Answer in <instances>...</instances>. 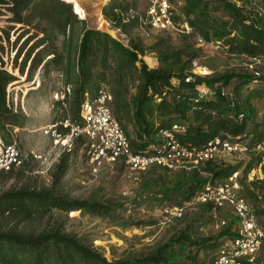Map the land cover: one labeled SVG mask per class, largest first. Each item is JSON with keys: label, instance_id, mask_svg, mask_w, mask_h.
Here are the masks:
<instances>
[{"label": "trees", "instance_id": "1", "mask_svg": "<svg viewBox=\"0 0 264 264\" xmlns=\"http://www.w3.org/2000/svg\"><path fill=\"white\" fill-rule=\"evenodd\" d=\"M135 1L109 0L102 7L103 15L128 36V43L123 44L109 33L87 26L86 20L74 12L70 1L0 0V15L8 14V21L20 24L14 40L13 67L18 68L21 75L25 74L27 81L40 66L44 73L52 70L51 67L61 70L64 97L57 102L65 109L62 122L65 119L80 123L84 98H93L101 83L109 85L111 110L133 152L160 144V130L170 128L173 123L185 126L184 131L175 135L182 145L191 148L202 149L215 138L245 143L248 159L244 164L243 161L228 163L223 160L224 154L190 169L152 164L133 175L127 172L122 160L113 164L120 163L132 178L136 176L140 180L143 177L142 193L154 191L161 195L160 201L179 195L176 204L167 207L196 204L211 215L215 225L223 218L220 214L230 212L234 215L232 210L210 202L191 201L205 182H222L237 171L239 194L246 201L252 200L256 220L264 218V179H248L247 176L261 158L255 147L264 141V116L258 117L262 107L257 105L264 94V84H258L259 90L246 95L255 73L243 66L237 68L239 71L232 69L205 75L191 72L193 60L200 64L197 57L203 46L198 44L199 38L205 44L222 43L228 54L236 57L261 58L263 64L258 65L257 70L264 71V13L254 12L255 8L264 9V0H255L248 10L230 0H170L174 19L185 22L191 30L180 32L176 44L168 37L149 46V50L157 54L154 67H149L140 57L145 55L146 48L132 34L141 24L140 16L144 15L145 8L141 15L136 13L128 20L123 16L128 8L136 11ZM13 28L1 29L0 52L5 49L3 40L10 43V29ZM31 29L35 31L30 33ZM194 39L198 46L194 45ZM20 57L22 60L17 64ZM0 63V134L6 142H12L10 128L22 126L23 115L9 103L7 88L18 78L2 67L1 55ZM188 74L193 80L185 82ZM234 78L237 80L234 91H226L224 87ZM133 81L137 84L131 95L129 85ZM198 86L207 91L199 90ZM57 129L61 134L69 131L63 124ZM74 140H79L83 147L88 142L84 134ZM70 154L71 149H64L47 170L49 183L32 173L28 159L10 170L0 171V183L12 180L9 187L0 191V264H215L220 246L236 235L238 220L235 215V219L217 227L220 230L216 234L194 237L190 234V226L185 224L177 236L172 235L145 253L110 260L97 246L66 231L59 220L58 213L67 214L73 210L110 217L116 207L110 200L82 199L61 189ZM169 171L173 174H168ZM201 251H212V254L200 261Z\"/></svg>", "mask_w": 264, "mask_h": 264}, {"label": "rangeland", "instance_id": "2", "mask_svg": "<svg viewBox=\"0 0 264 264\" xmlns=\"http://www.w3.org/2000/svg\"><path fill=\"white\" fill-rule=\"evenodd\" d=\"M79 1L84 16L81 17L79 13H77V16L84 18L87 26L103 30L123 44L128 43V36L122 33L119 28H116L102 13L103 5L109 0ZM72 5L74 10V4L72 3ZM145 6V1H135L136 12L139 15L142 14ZM130 9L133 8H128L123 13L124 17L127 16ZM217 14L222 13L218 12ZM8 17V14L0 15V32L2 28L9 29L12 26L15 28L10 29V43L5 40L2 41L5 49L4 52H0V55L4 61L2 67L18 78L7 88L9 103L23 115L22 126L11 127L9 136L12 142L18 144L24 160L28 159V167L32 173L40 175L42 181L49 183L50 177L47 170L58 159L63 151L64 144L61 139L56 140L51 133H45L44 129L51 124H56L58 128V125L63 124L65 120L62 122L64 106L57 102L64 97L63 73L61 70L53 69L54 67H51L52 70L49 69L48 73H44L40 66L31 80H25V74L21 75L18 68L13 67L16 52L14 40L17 36L16 30L20 24L8 21ZM34 31L35 29H31L30 33ZM179 33L173 32L168 35L156 32L151 28H145V25L142 24L132 31L133 36L146 48L145 55L140 57L149 64L153 63L152 58L156 54L149 50V46L157 40L168 37L176 44L180 38ZM31 43L32 41L26 49ZM194 45L198 46L196 39H194ZM202 46V51L199 52L197 59L200 65L208 70V73L224 72L232 69L239 71L237 68L242 67L238 57L228 54L222 43L211 42ZM21 60L20 57L17 64ZM136 84L137 81H133L129 85L131 95L136 90ZM105 85L109 90V85L106 83ZM236 85L237 80L234 78L224 88L226 91L233 92ZM258 86L257 83L251 88L249 87L246 95L259 90ZM131 95L128 94L129 97ZM261 96L257 105L264 109V94H261ZM262 109L258 112V117L264 116ZM70 149L72 154L68 158V167L63 177L61 189L71 196L82 199H95L99 202L110 200L111 205L116 207L114 214L110 217L96 216L80 210H73L67 214L58 213L60 214L59 220L63 223L66 231L71 232L86 243L97 246L108 259L145 253L156 245L167 241L172 235L177 236L179 231L186 226L185 224L190 226V234L194 237L196 235L216 234L220 230L215 227V221L211 218V215L196 204H184L183 214L177 215L165 212V207L176 204L175 200L180 199L179 195H173V198L169 200L160 201L158 198L161 195L155 194L154 191V193H149L143 190L145 193H142L141 182H143V177L140 180L132 178L125 172L120 163L92 166L88 160L86 161L85 147L79 143V140H74ZM247 159L248 155L245 151L229 152L223 157L224 161L231 164L241 161L244 164ZM243 164L240 165L241 174ZM168 174L172 175L173 173L169 171ZM11 183L12 180L0 183V191L9 187ZM251 201H247L250 207L252 206ZM220 216L225 221L235 219L230 212H225ZM260 219L257 220L264 225V218ZM211 254L212 251L207 253L201 251L198 258L200 261L205 260ZM257 257L261 264H264V245L258 251Z\"/></svg>", "mask_w": 264, "mask_h": 264}, {"label": "built area", "instance_id": "3", "mask_svg": "<svg viewBox=\"0 0 264 264\" xmlns=\"http://www.w3.org/2000/svg\"><path fill=\"white\" fill-rule=\"evenodd\" d=\"M146 2L145 13L140 16L142 25L149 26L156 31L165 32H189L191 28L185 22L174 19V7L170 0H143ZM238 7L256 3L255 0H230ZM243 8V7H242ZM248 10V9H247ZM255 14L264 13L263 8H255ZM137 12L133 9L128 10L125 20L133 17ZM130 16V17H129ZM218 44L220 42H217ZM198 44L205 42L199 38ZM226 48V47H225ZM241 66L254 72L248 88L255 84H264V71H258L257 66L263 64L261 58L256 56L242 55L238 57ZM146 64L149 67L157 62ZM191 72L193 74L205 75L208 70L192 61ZM193 80L192 75L188 74L185 82ZM204 92L207 89L203 86L197 87ZM64 95V93H63ZM112 100V94L107 89L105 83H101L93 98L86 96L81 104V122L70 123L64 121L63 126L69 127V131L61 134L56 124H51L44 129L45 133H51L56 140L61 139L64 149L70 150L72 142L80 134H84L88 142L85 146V154L89 164L100 166L102 164H113L122 160L126 170L130 175L147 169L152 164L166 166L168 168L190 169L202 161L223 157L224 154L236 151H245L246 144L236 139L215 138L207 143L202 149L191 148L182 145L176 138V132L185 130V126L179 123H173L170 128L160 130L162 141L160 144L151 146L142 152H133L119 121L113 115L109 102ZM255 149L261 153V158L256 167L248 172V179H264V141L257 144ZM36 157V156H35ZM24 161L21 150L15 142H6L0 135V171L10 170L13 166L20 165ZM238 172H233L222 182H205L202 189L196 193L191 203L210 202L217 207H229L237 217L238 226L236 235L233 239L224 242L216 256L215 264H261L258 259V251L264 244V228L260 225L253 211L244 197L239 194L240 183ZM137 177L135 176L134 179ZM182 207H166L165 212L181 214ZM225 224V219L221 218L215 227Z\"/></svg>", "mask_w": 264, "mask_h": 264}, {"label": "bare ground", "instance_id": "4", "mask_svg": "<svg viewBox=\"0 0 264 264\" xmlns=\"http://www.w3.org/2000/svg\"><path fill=\"white\" fill-rule=\"evenodd\" d=\"M74 4V10L80 14V16H84V11L83 8L81 7L80 1L79 0H69ZM154 61V60H153Z\"/></svg>", "mask_w": 264, "mask_h": 264}, {"label": "crops", "instance_id": "5", "mask_svg": "<svg viewBox=\"0 0 264 264\" xmlns=\"http://www.w3.org/2000/svg\"><path fill=\"white\" fill-rule=\"evenodd\" d=\"M152 59H153V58H152ZM153 62H154V61H153ZM156 64H157V62L153 65V67L156 66ZM174 81H175V80H173V82H174Z\"/></svg>", "mask_w": 264, "mask_h": 264}, {"label": "water", "instance_id": "6", "mask_svg": "<svg viewBox=\"0 0 264 264\" xmlns=\"http://www.w3.org/2000/svg\"><path fill=\"white\" fill-rule=\"evenodd\" d=\"M76 12V11H75ZM77 13V12H76Z\"/></svg>", "mask_w": 264, "mask_h": 264}]
</instances>
